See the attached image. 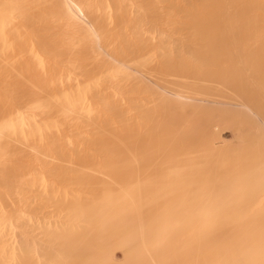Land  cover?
Instances as JSON below:
<instances>
[{
  "label": "bare ground",
  "instance_id": "1",
  "mask_svg": "<svg viewBox=\"0 0 264 264\" xmlns=\"http://www.w3.org/2000/svg\"><path fill=\"white\" fill-rule=\"evenodd\" d=\"M177 34L194 62L155 74L145 42ZM241 101L247 130L216 149L212 125ZM195 157L198 219L184 220ZM60 173L74 194L56 193ZM263 181L264 0H0V264H119L112 228L130 264H221ZM36 208L63 220L43 227L55 250L11 258L2 237ZM257 220L239 264H264Z\"/></svg>",
  "mask_w": 264,
  "mask_h": 264
},
{
  "label": "rangeland",
  "instance_id": "2",
  "mask_svg": "<svg viewBox=\"0 0 264 264\" xmlns=\"http://www.w3.org/2000/svg\"><path fill=\"white\" fill-rule=\"evenodd\" d=\"M184 2L195 3V0H183ZM119 11L121 15L128 14L131 15V8L129 4H123L119 7ZM175 41V42H174ZM173 45V46H172ZM144 52L147 54V59L149 62V66L154 70L155 74L165 76L169 72L170 68L175 64H191L194 62L196 50L199 48L193 47L189 41L181 35H173L170 37H164L158 39L156 42H145ZM130 100V98H127ZM146 99V94L141 96V100ZM124 111H126L130 116L135 118L138 122H142L143 119L138 109H135V102L132 101H124L121 104ZM242 101L238 108L235 110L228 112L229 114L222 120L220 123H214L212 125L213 131L219 135L215 138V148L218 149L220 146L226 145H235L238 143L237 136L242 132L247 130V127L243 124V122L239 121L238 115H240L243 110ZM118 124V118L113 116L111 117ZM246 129V130H245ZM232 143V144H231ZM81 148V153L85 156H91L95 154V149L91 148L86 144H79L78 146ZM208 154V153H207ZM204 158V157H203ZM203 158H194L192 163V171H191V191H192V214L190 217H187L184 220H197V180L199 178V165L204 163ZM215 159V158H214ZM213 159H210L212 162ZM72 175H68L65 173H60L58 178L59 185L57 187L56 193L61 195L67 193V196H70L73 193V190L68 186L69 180H71ZM53 185V184H51ZM64 193V195H65ZM264 193V181L261 187H259L257 191L255 201ZM247 209H250L248 207ZM249 213V210L247 211ZM245 215V226L237 233L234 244L235 249L226 248L221 251L218 257H222L221 264H239L238 257H240V250L248 239V236L251 230L257 225L261 218L264 215V203L260 208H255L251 215ZM32 220H30L29 224L23 222V225H20V229L15 233L6 234L2 237V243L7 249V253L11 258L20 254V250L24 244L28 245L32 249V253L35 256H39L54 251L55 248L49 246L45 235L43 232V227H48L49 225H59L61 220H58L52 213L40 210L38 208L35 209L34 214L32 215ZM184 220H176L175 225V234H179L182 230V223ZM67 222V220H64ZM28 222V221H27ZM34 222V223H33ZM34 224V225H30ZM41 224V225H40ZM65 224V222H64ZM37 225V226H36ZM31 227V228H30ZM42 227V228H41ZM28 228V229H27ZM26 229L28 232H25ZM9 237V238H8ZM21 237V238H20ZM22 241V243H21ZM103 242L105 247L110 253L116 263L119 264H130L126 257V248H125V237L121 231L118 229L112 228L107 231L103 236ZM23 244V245H22Z\"/></svg>",
  "mask_w": 264,
  "mask_h": 264
}]
</instances>
